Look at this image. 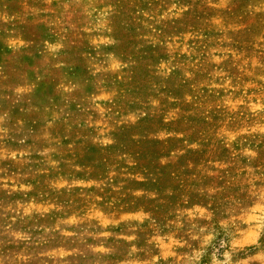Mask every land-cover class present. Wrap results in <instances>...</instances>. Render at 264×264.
<instances>
[{
    "label": "rangeland",
    "instance_id": "374dc122",
    "mask_svg": "<svg viewBox=\"0 0 264 264\" xmlns=\"http://www.w3.org/2000/svg\"><path fill=\"white\" fill-rule=\"evenodd\" d=\"M0 264H264V0H0Z\"/></svg>",
    "mask_w": 264,
    "mask_h": 264
},
{
    "label": "trees",
    "instance_id": "16d2710c",
    "mask_svg": "<svg viewBox=\"0 0 264 264\" xmlns=\"http://www.w3.org/2000/svg\"><path fill=\"white\" fill-rule=\"evenodd\" d=\"M63 39H64V36H63ZM63 43L66 44V41L63 40ZM68 43V42H67ZM68 46H70V42L67 44Z\"/></svg>",
    "mask_w": 264,
    "mask_h": 264
},
{
    "label": "clouds",
    "instance_id": "9594fccd",
    "mask_svg": "<svg viewBox=\"0 0 264 264\" xmlns=\"http://www.w3.org/2000/svg\"><path fill=\"white\" fill-rule=\"evenodd\" d=\"M227 255V254H226Z\"/></svg>",
    "mask_w": 264,
    "mask_h": 264
}]
</instances>
